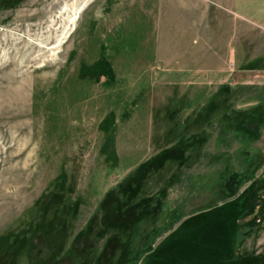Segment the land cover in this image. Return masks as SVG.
Here are the masks:
<instances>
[{
    "label": "rangeland",
    "instance_id": "374dc122",
    "mask_svg": "<svg viewBox=\"0 0 264 264\" xmlns=\"http://www.w3.org/2000/svg\"><path fill=\"white\" fill-rule=\"evenodd\" d=\"M160 4L0 0V264H132L154 229L138 264H264V56L161 61Z\"/></svg>",
    "mask_w": 264,
    "mask_h": 264
},
{
    "label": "crops",
    "instance_id": "0c3cea01",
    "mask_svg": "<svg viewBox=\"0 0 264 264\" xmlns=\"http://www.w3.org/2000/svg\"><path fill=\"white\" fill-rule=\"evenodd\" d=\"M155 18L174 21L176 49L158 55L180 68L202 70L208 75H224L244 69L248 60L264 56V37L256 36L264 28V0H160ZM254 34V39L243 36ZM257 37V38H256ZM169 43L163 40V43ZM181 43L186 47L182 48ZM229 65V66H228ZM259 70V69H258ZM262 70V69H261Z\"/></svg>",
    "mask_w": 264,
    "mask_h": 264
},
{
    "label": "trees",
    "instance_id": "16d2710c",
    "mask_svg": "<svg viewBox=\"0 0 264 264\" xmlns=\"http://www.w3.org/2000/svg\"><path fill=\"white\" fill-rule=\"evenodd\" d=\"M252 64V63H251ZM113 79V77L110 79V80H112ZM114 80V79H113ZM209 107V106H208ZM260 114V113H259ZM242 114L241 113H239V116H241ZM247 115V114H246ZM239 116H237L238 117V119H241V118H239ZM250 116V115H249ZM264 112L261 110V114L258 116V118H257V120H256V117L254 116V117H252V120L251 121H258V122H260L261 120H263L264 121ZM245 125H244V127H238V130H241V131H244V132H249V133H251L250 134V136L252 137V138H254V139H258L259 138V136L261 135V133L260 132H258V133H255V132H252L251 130V128H250V126H252V124H253V122H250L249 124H246V123H244ZM207 136H205L204 135V132L203 133H201V134H192V135H190L189 137H182V138H180V140H178V142L174 145L175 147H174V149H176V148H179V144H186V142L187 141H193L194 139L195 140H198V141H200V142H203L204 141V139L206 138ZM174 149H172V148H170V151L171 150H174ZM169 151L168 150H165L164 152H162L161 154L162 155H165L166 156V153H168ZM170 153V152H169ZM168 153V154H169ZM161 155V156H162ZM149 162L150 161H147V162H145V163H143L142 165H141V168H146L148 165H149ZM140 167L134 172V173H132L128 178H126L124 181H123V183L125 184L126 182H128L131 178H133V177H135L136 175H137V173H138V171L141 169ZM238 177L235 173H233V176H231V177ZM225 181H226V184L228 185L227 187V190L230 192V193H232L233 192V190H236V182H230V181H228V179L226 178L225 179ZM228 182V183H227ZM128 188H129V183H127V185H126ZM238 186V185H237ZM237 191H234L233 193H236ZM112 192H110V194H111ZM165 194H166V191H164V190H161V191H159V192H157V194H155L154 196H156L157 197V201H160V205L162 206V199H163V197L165 196ZM250 206H248V208H249ZM160 209H161V207H159ZM174 216L173 217H177L178 215H179V213H178V209L177 210H175L174 211ZM180 216V215H179ZM178 218H180V217H178ZM178 218H176V220H178ZM172 224H174V222L172 223ZM247 226V225H246ZM241 228H243V227H239V226H237V228H236V230H235V234H234V242H233V244H232V247H233V249L235 250L237 247H238V244L240 243V235H241ZM161 234H160V231H155V229L154 230H152L151 232H149V236L147 237V241H146V244L145 245H147V250H145V251H140V252H138V254H137V256H136V263H132V264H138V262L141 260V258L146 254V253H148V252H150L152 249H153V247H152V243L156 240V238L158 237V236H160ZM78 239L79 238H77L76 240L78 241ZM79 242V241H78ZM76 245V244H75ZM144 248V247H143ZM238 249V248H237Z\"/></svg>",
    "mask_w": 264,
    "mask_h": 264
}]
</instances>
